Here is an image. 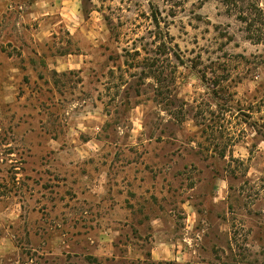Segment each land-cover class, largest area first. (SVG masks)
Instances as JSON below:
<instances>
[{"label": "rangeland", "instance_id": "1", "mask_svg": "<svg viewBox=\"0 0 264 264\" xmlns=\"http://www.w3.org/2000/svg\"><path fill=\"white\" fill-rule=\"evenodd\" d=\"M262 20L0 0V264H264Z\"/></svg>", "mask_w": 264, "mask_h": 264}, {"label": "trees", "instance_id": "2", "mask_svg": "<svg viewBox=\"0 0 264 264\" xmlns=\"http://www.w3.org/2000/svg\"><path fill=\"white\" fill-rule=\"evenodd\" d=\"M242 20L245 22V23H248V27H255L256 26V21L254 19H249L247 17H242ZM262 26L264 27V20H262ZM254 37L253 35H250V40H253ZM262 39L260 37H258L257 41L260 42Z\"/></svg>", "mask_w": 264, "mask_h": 264}]
</instances>
